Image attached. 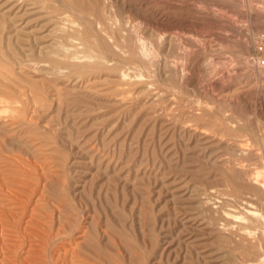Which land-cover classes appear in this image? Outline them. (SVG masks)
<instances>
[{
	"label": "rangeland",
	"instance_id": "obj_1",
	"mask_svg": "<svg viewBox=\"0 0 264 264\" xmlns=\"http://www.w3.org/2000/svg\"><path fill=\"white\" fill-rule=\"evenodd\" d=\"M0 264H264V0H0Z\"/></svg>",
	"mask_w": 264,
	"mask_h": 264
}]
</instances>
